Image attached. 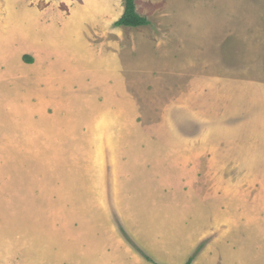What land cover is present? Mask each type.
I'll return each instance as SVG.
<instances>
[{"label": "rangeland", "instance_id": "1", "mask_svg": "<svg viewBox=\"0 0 264 264\" xmlns=\"http://www.w3.org/2000/svg\"><path fill=\"white\" fill-rule=\"evenodd\" d=\"M136 6L150 25L116 26L124 0H0V264H125L121 251L110 250L113 241L127 248L130 263L142 259L152 263L132 243L128 212L116 205L114 158L121 148L112 140L107 145L106 137L98 155L102 177L90 175L89 163L80 167L79 152L82 162L87 155L84 147L66 148L64 167L49 160L48 153L58 148L47 145L40 126L57 122L52 118L60 113L58 99L52 93L59 87L85 88L87 82L81 86L78 80L83 69L84 78L100 90L102 81L91 75L104 76L112 63L124 67L127 87L151 104L156 84L169 77L176 84L202 74L264 82V0H136ZM37 12L43 13L42 19ZM48 53L55 57V68L49 65L53 57ZM28 54L35 55L33 63L24 59ZM225 85L212 121L200 123L201 108L195 106L199 125L210 123L209 131L204 125L210 137L206 142H224L220 152L203 146L201 128H189L190 121L184 120L179 132L182 140H189L181 147H190L195 157L172 161L171 175L182 178L184 189L200 186L180 200L197 215L180 239L195 236V224L214 230L199 249L220 235L212 244L215 248L195 264H264V241L251 244L245 215L250 208L249 186L262 181L249 173L264 169V140L248 130L255 122H264V100L258 88L248 95L246 82ZM77 102L81 104V98ZM154 119L150 116L148 121ZM141 122L138 115L137 123ZM237 172L243 184L235 189L230 177ZM146 199L142 191L136 193L138 205L129 210L139 219L140 232L146 224L162 225L167 219L164 213L147 218L150 212L138 207ZM237 205L247 208L239 211ZM171 220L176 228L179 224Z\"/></svg>", "mask_w": 264, "mask_h": 264}, {"label": "crops", "instance_id": "2", "mask_svg": "<svg viewBox=\"0 0 264 264\" xmlns=\"http://www.w3.org/2000/svg\"><path fill=\"white\" fill-rule=\"evenodd\" d=\"M41 14L43 13L37 12V16H35L42 19L43 16ZM28 16L25 19H28ZM38 39L41 42L42 38L40 35ZM89 45L92 46L90 42ZM42 48L45 49L43 46ZM27 56L33 59L31 62L33 63L35 55L28 54ZM51 57L53 58L50 59L49 65L55 68L53 67V59L55 57ZM91 64L92 62H90ZM85 71L91 75L88 68ZM82 73H84V69L81 71L78 80L81 86L82 82H87L85 88L78 91L72 88L61 91L59 87L52 93L55 94L52 97L58 99L56 107L60 113H57L56 117L52 118V120L57 119V122H48L40 126L44 137L43 140L47 142V145L58 148L57 152L51 151V153H48L49 160L53 164L64 167L66 153L63 154V151L67 152L66 148L68 149L73 146L78 148L84 147L87 149V155L85 161L82 162V152H79L80 167H83L82 164L89 163L90 175L102 177V173L98 170V155L105 146L106 137L107 145L112 140L115 147L121 148L114 158L113 188L116 195V205L123 212L127 211L130 216L131 223H129V230L135 244L157 263L186 264L194 257L191 264H195L203 254L215 248L212 244L217 243L218 237L216 236L220 235H215L208 245L203 247V249H199L203 239L214 230L201 228L195 224L194 229L197 230L195 236L180 239V236H185L187 231H190V218L193 215L195 223L197 221V215H191L189 204L180 202V200L193 191L198 192L197 188H200V186H194L188 190L184 189L181 186L183 182L182 178L179 180L176 176L171 175L172 161H178V157H182L184 160H192L195 157L190 147H181L182 143L184 146H187L189 141L182 140V135L179 133L183 131V121H190L192 123L189 128L200 127L203 132L200 135L203 146H211L215 148V152L219 153V148L224 142L212 145L207 143L210 137L209 134H205L204 125L210 123L207 122L199 125L197 121L198 115L195 114L198 111L195 110V106L201 108L202 121L200 123L204 122L206 118L207 120L210 118L212 121L210 115L216 109L215 106L219 105L225 89L228 88L225 85L226 82L233 84L246 82L248 83L244 87L246 93L253 96L256 88H258L261 92L262 100H264V82L235 80L222 76L202 74L192 77L187 83L176 84L177 81L169 77L166 80L158 81L159 84H156L154 99L151 104L146 96L141 98L127 87L126 82L128 78L124 67L112 63L104 76L98 74L91 75V78H99L102 81L103 85L100 86V90H98L97 84L94 85L93 82L87 81ZM68 77L71 76L69 75ZM57 78L62 83L66 80V78H60V76ZM180 88H183V90L178 91ZM65 93H69L70 95L67 96ZM80 98L82 100L81 104L77 102ZM59 99L65 101L62 102ZM51 101L52 103L55 102L54 100ZM210 106H213L211 111ZM177 107L180 111L176 109ZM175 113L176 116H174ZM138 115L143 118L141 124L137 123ZM150 116L155 117V119L148 121ZM178 122L181 123V126ZM254 124L256 127L251 126L248 130L251 134L256 132L259 134L260 139L264 140V122H255ZM209 127L207 125V131H209ZM195 138L194 136L191 144H194ZM251 138L254 141L258 139V137ZM219 141H222V139H219ZM235 141H238V139H235ZM251 145L255 144L251 143ZM61 147H64V150ZM132 148L134 149L133 151H131ZM62 154L63 157H61ZM44 155L45 153H43ZM217 156L221 157V155ZM256 156H258V153ZM17 161L18 159L15 161L16 164ZM255 161L261 162L260 158ZM12 162L14 164V161ZM213 162H220V160L214 159ZM239 171L241 172V170ZM249 174L250 178H254V180L257 178L262 180L261 182L259 181L260 185L256 183V185L249 186V191H251L250 208L245 213L246 216H249L250 240L253 245L254 242H258L259 240L264 241V169L263 172L260 170V172H250ZM241 177V174L238 172L230 177L234 179L235 189L242 186ZM137 180H140V182L136 185ZM46 187H42L43 192H45ZM101 189V194L105 196L102 186ZM140 191L143 192L147 199L143 204L138 206L139 209L150 212L146 215L149 219L157 218L164 213L165 218H167L165 219L166 224H146L143 226V231L140 232L142 225L139 219L134 218L132 212L129 211L135 209V206L138 205L134 201V195ZM29 193L33 194L32 192ZM126 195L128 196V201L125 202ZM246 195L249 196L248 193ZM230 197L233 198L235 195H231ZM226 203L229 204V201ZM109 204L111 205L110 202ZM246 208L247 205L238 206L239 211H244ZM170 212H175V215L171 217L169 215ZM177 212L180 213L178 214ZM171 218L179 224L176 228L171 225L173 223ZM114 243L116 242H111L110 250L113 253L121 251L125 255V264H146V261L143 259L137 262L133 259L134 262L130 263L128 254L126 253L127 248H120V244L116 246ZM198 252L200 253L197 255ZM196 255L197 257H195Z\"/></svg>", "mask_w": 264, "mask_h": 264}, {"label": "trees", "instance_id": "3", "mask_svg": "<svg viewBox=\"0 0 264 264\" xmlns=\"http://www.w3.org/2000/svg\"><path fill=\"white\" fill-rule=\"evenodd\" d=\"M151 21L146 17L141 15L136 6V0H124V11L122 15L114 22L116 26H147L150 25ZM24 59L26 62L31 63L33 59L30 56L25 55ZM123 233L126 235L124 232V229H122ZM134 246L151 262L154 264H160L155 262L147 253H145L135 242L132 241ZM194 258V257H193ZM193 258H191L186 264H191Z\"/></svg>", "mask_w": 264, "mask_h": 264}]
</instances>
